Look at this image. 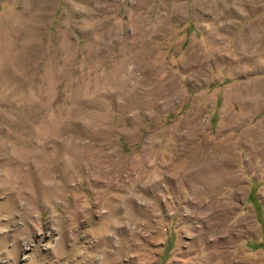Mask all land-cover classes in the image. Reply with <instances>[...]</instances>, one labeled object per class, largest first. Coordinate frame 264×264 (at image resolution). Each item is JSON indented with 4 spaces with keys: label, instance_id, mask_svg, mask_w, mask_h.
<instances>
[{
    "label": "rangeland",
    "instance_id": "rangeland-1",
    "mask_svg": "<svg viewBox=\"0 0 264 264\" xmlns=\"http://www.w3.org/2000/svg\"><path fill=\"white\" fill-rule=\"evenodd\" d=\"M0 264H264V0H0Z\"/></svg>",
    "mask_w": 264,
    "mask_h": 264
},
{
    "label": "bare ground",
    "instance_id": "bare-ground-1",
    "mask_svg": "<svg viewBox=\"0 0 264 264\" xmlns=\"http://www.w3.org/2000/svg\"><path fill=\"white\" fill-rule=\"evenodd\" d=\"M218 177H219V176H218ZM219 178H220V177H219ZM223 178H224V177H223ZM215 179H216V178H215ZM219 180H220V179H219ZM226 180H227V179H226ZM227 181H228V180H227ZM222 183H223V182H222ZM221 185H222V184H221ZM221 185H220V186H221ZM217 186H218V185H217ZM208 187L210 188V186H208ZM211 188H212V187H211ZM213 191H214V190H213ZM196 240H197V239H196Z\"/></svg>",
    "mask_w": 264,
    "mask_h": 264
}]
</instances>
